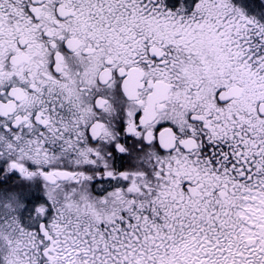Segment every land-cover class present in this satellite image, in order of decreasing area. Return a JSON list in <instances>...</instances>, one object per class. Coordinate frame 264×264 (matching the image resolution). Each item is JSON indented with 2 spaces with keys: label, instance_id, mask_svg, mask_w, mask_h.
<instances>
[{
  "label": "snow or ice",
  "instance_id": "snow-or-ice-1",
  "mask_svg": "<svg viewBox=\"0 0 264 264\" xmlns=\"http://www.w3.org/2000/svg\"><path fill=\"white\" fill-rule=\"evenodd\" d=\"M0 264H264V0H0Z\"/></svg>",
  "mask_w": 264,
  "mask_h": 264
}]
</instances>
